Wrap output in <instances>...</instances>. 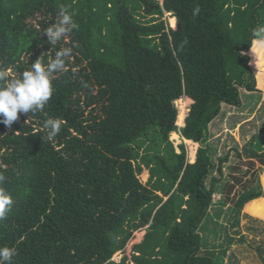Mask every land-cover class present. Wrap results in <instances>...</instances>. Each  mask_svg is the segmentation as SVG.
I'll return each mask as SVG.
<instances>
[{
  "label": "trees",
  "instance_id": "16d2710c",
  "mask_svg": "<svg viewBox=\"0 0 264 264\" xmlns=\"http://www.w3.org/2000/svg\"><path fill=\"white\" fill-rule=\"evenodd\" d=\"M61 7L77 27L54 47L44 30ZM259 27L264 0H0L3 83L72 48L43 110L0 122V174L13 197L0 247L16 248L12 264H129L113 256L142 228L133 264H214L200 253V228L228 154L214 156L209 125L223 104L242 105L240 89L264 91L250 48ZM184 96L192 103L178 127L174 101ZM48 119L63 121L51 141ZM171 132L198 145L193 162ZM257 197L246 210L262 211L264 189L237 204Z\"/></svg>",
  "mask_w": 264,
  "mask_h": 264
},
{
  "label": "rangeland",
  "instance_id": "374dc122",
  "mask_svg": "<svg viewBox=\"0 0 264 264\" xmlns=\"http://www.w3.org/2000/svg\"><path fill=\"white\" fill-rule=\"evenodd\" d=\"M170 17V14L164 13L157 18L174 29L176 26H171ZM252 57L260 72L259 84L264 86V51L258 52L256 56L252 53ZM240 96V107L223 104L219 115L209 125V145L214 156L228 154L200 228V253L211 256L214 264H264V210H246V204L258 197L237 204V199L245 192L264 189V159L260 161L247 156L248 152H264V91L247 92L240 89ZM191 103L185 96L178 103V127L184 125V112L186 109L188 114ZM169 140L176 152L179 151L178 145L184 142L188 160L194 161L198 147L196 143L183 140L176 132L169 134ZM215 175L218 176L217 173ZM147 176V170L142 169L138 177L144 182ZM143 235V228L133 231L123 253H115L114 260L125 255L127 262L133 264L130 260L132 246L140 242Z\"/></svg>",
  "mask_w": 264,
  "mask_h": 264
},
{
  "label": "clouds",
  "instance_id": "9594fccd",
  "mask_svg": "<svg viewBox=\"0 0 264 264\" xmlns=\"http://www.w3.org/2000/svg\"><path fill=\"white\" fill-rule=\"evenodd\" d=\"M200 9H193V16L198 15ZM77 25L73 20V14L61 7L59 19L44 30L47 41L54 47L68 36ZM250 48L256 56L264 51V27H259L252 33ZM72 54L71 47H65L55 53V58L45 64L39 57L32 64L30 70L23 71L20 78L12 79L8 83L4 72H0V122L11 128L19 119V114L35 113L43 110L54 92L53 74L65 69L66 58ZM63 121L60 119H48L44 127L47 129V139L53 140L60 132ZM6 177L0 174V220L5 219L6 214L13 205L11 193L4 187ZM17 254L14 247H0V264H12L13 257ZM114 257V256H113Z\"/></svg>",
  "mask_w": 264,
  "mask_h": 264
},
{
  "label": "bare ground",
  "instance_id": "6f19581e",
  "mask_svg": "<svg viewBox=\"0 0 264 264\" xmlns=\"http://www.w3.org/2000/svg\"><path fill=\"white\" fill-rule=\"evenodd\" d=\"M167 14H169V13H167ZM170 19V23H171V26H173V27H175L176 26V19L171 15V17L169 18ZM181 115V114H180ZM181 118V117H180Z\"/></svg>",
  "mask_w": 264,
  "mask_h": 264
},
{
  "label": "built area",
  "instance_id": "2783aa9c",
  "mask_svg": "<svg viewBox=\"0 0 264 264\" xmlns=\"http://www.w3.org/2000/svg\"><path fill=\"white\" fill-rule=\"evenodd\" d=\"M182 98L183 97H180L179 99H177V100L174 101L175 108H178V103L181 101ZM113 259H114V257H113Z\"/></svg>",
  "mask_w": 264,
  "mask_h": 264
},
{
  "label": "crops",
  "instance_id": "0c3cea01",
  "mask_svg": "<svg viewBox=\"0 0 264 264\" xmlns=\"http://www.w3.org/2000/svg\"><path fill=\"white\" fill-rule=\"evenodd\" d=\"M188 98V97H187Z\"/></svg>",
  "mask_w": 264,
  "mask_h": 264
}]
</instances>
